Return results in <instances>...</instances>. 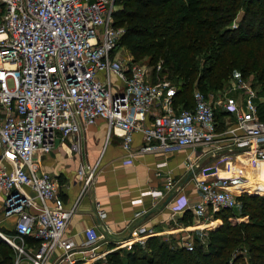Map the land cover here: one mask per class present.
<instances>
[{
    "label": "built area",
    "instance_id": "built-area-1",
    "mask_svg": "<svg viewBox=\"0 0 264 264\" xmlns=\"http://www.w3.org/2000/svg\"><path fill=\"white\" fill-rule=\"evenodd\" d=\"M0 5V194L2 214L16 218L12 232L0 228V235L14 248V264H90L104 255L96 251L106 235L96 226L84 229L82 242L65 236L76 206L66 205L57 179L43 166V157L56 147L68 156L81 152L85 129L100 119L109 135L122 137L129 157L208 146L221 155L264 162L259 88L239 75L217 99L195 88L194 106L178 110L175 85L159 75L162 60L150 64L116 54L126 31L115 22L118 0H0ZM137 133L142 141L135 147ZM94 170L88 163L79 166L82 192ZM193 179L199 201L191 204L182 195L173 208L206 218H213L211 209H235L239 195L264 189V177L252 172L240 179ZM174 187L168 177L165 189L149 192L160 199ZM96 205L97 216L104 217ZM144 230L133 228L129 239ZM27 237L38 243L28 244ZM180 245L194 248L193 241Z\"/></svg>",
    "mask_w": 264,
    "mask_h": 264
},
{
    "label": "trees",
    "instance_id": "trees-1",
    "mask_svg": "<svg viewBox=\"0 0 264 264\" xmlns=\"http://www.w3.org/2000/svg\"><path fill=\"white\" fill-rule=\"evenodd\" d=\"M118 2L122 7L114 13L115 22L126 28L121 45L134 60H162L159 75L175 85L178 110L194 106L195 88L222 89L236 73L252 75L264 96V0ZM258 107L264 119V97ZM239 199L240 212L222 208L213 213L220 226L206 230V243L196 237L192 250L151 236L132 244L125 255L107 254L115 264H264V196L243 193ZM184 218L192 221V214L186 211ZM14 258V248L0 235V264H14Z\"/></svg>",
    "mask_w": 264,
    "mask_h": 264
},
{
    "label": "crops",
    "instance_id": "crops-1",
    "mask_svg": "<svg viewBox=\"0 0 264 264\" xmlns=\"http://www.w3.org/2000/svg\"><path fill=\"white\" fill-rule=\"evenodd\" d=\"M220 118H223L222 114ZM141 141V134H135L133 145L136 147ZM82 145L81 152L73 156L56 147L43 157V166L57 179L66 205L76 206V212L68 220L65 236L82 242L85 239L84 229L96 226L106 235V239L98 243V254L115 250L122 254L128 247L126 242H141L151 236L168 240L173 247L195 237L203 238L206 243V230L218 228L220 221L214 217L206 218V214L191 209L173 208L182 195L187 196L191 204L199 201L200 194L193 177L220 179L228 176L240 179L251 172L264 177V162L252 163L243 156L221 155L208 146L185 148L168 156L162 152H147L129 157L123 149L122 137L114 133L109 135L104 119L85 129ZM86 163L95 170L92 183L82 192L84 176L79 174V166ZM195 167L197 169L192 174ZM168 177L175 184L172 190L175 194L163 205L172 191L160 199L154 198L149 191L165 189ZM2 199L0 194V228L12 232L16 218L2 214ZM97 202L106 213L104 217L96 214ZM186 211L192 214V221H185ZM136 227H144L145 230L129 239L131 230ZM26 240L31 245L38 243L33 237Z\"/></svg>",
    "mask_w": 264,
    "mask_h": 264
},
{
    "label": "rangeland",
    "instance_id": "rangeland-1",
    "mask_svg": "<svg viewBox=\"0 0 264 264\" xmlns=\"http://www.w3.org/2000/svg\"><path fill=\"white\" fill-rule=\"evenodd\" d=\"M3 9H4L3 6L0 5V14H1V17H0V23H1V21H2V13H3ZM237 19H239V17H237ZM235 21H236V20H235ZM116 54L122 55V56H124V57H128L129 55H131V54L129 53V51L126 49V47H124V45H121L120 49H118V50L116 51ZM143 59L148 60L149 57H148V56H145V57H143ZM237 76H239L238 73L234 74V75L228 80V82H230V80H231L233 77H237ZM248 77H249V80H251L252 82L254 81V78H253L252 75H249ZM228 82H227V84L225 85V87L222 88V89H218V90H209V92H211V93L214 94V96H213L214 99H217V98L220 96V93L223 92L224 89L227 87ZM258 88H259V87H258ZM224 117H225V116H224ZM221 129H222V126L219 127V130H221ZM252 195H263V196H264V189H263V190L258 189V191L253 192ZM240 202H241L240 204H242V201H241V200H240ZM240 204H239L238 207H236L235 209H233L236 213L240 212V209H241ZM217 210H220V209H213V210L211 209V211H212L213 213H214L215 211H217ZM218 220H220V219L218 218ZM219 223H220V222H219ZM195 238H196V237H195ZM192 241H193V244H194V246H195V239L192 240ZM132 244H134V243H132ZM131 249H132L131 246L126 247V248L124 249L123 253L120 254V255H125V253H126L128 250H131ZM115 251H118V250H115ZM111 253H112V251H111ZM111 255H112V254H104V255H103L102 257H100V258L92 259V260L90 261V262H91L90 264H92L93 262H96V264H115V261L113 260V258L110 259V258H111ZM89 258H91V257H89Z\"/></svg>",
    "mask_w": 264,
    "mask_h": 264
},
{
    "label": "water",
    "instance_id": "water-1",
    "mask_svg": "<svg viewBox=\"0 0 264 264\" xmlns=\"http://www.w3.org/2000/svg\"><path fill=\"white\" fill-rule=\"evenodd\" d=\"M196 169H197V167H195V168L193 169V171L196 170ZM193 171H192V172H193ZM192 172H191V173H192ZM191 173H190V174H191ZM174 194H175V192H173V191L170 192V193L168 194L167 198L165 199L163 205H166V204H167V203L173 198ZM154 210H155V209H154Z\"/></svg>",
    "mask_w": 264,
    "mask_h": 264
}]
</instances>
